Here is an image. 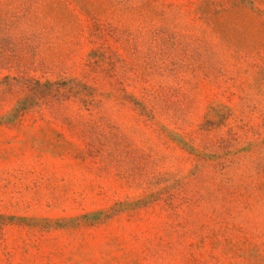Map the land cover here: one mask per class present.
<instances>
[{
  "label": "rangeland",
  "instance_id": "obj_1",
  "mask_svg": "<svg viewBox=\"0 0 264 264\" xmlns=\"http://www.w3.org/2000/svg\"><path fill=\"white\" fill-rule=\"evenodd\" d=\"M0 264H264V0H0Z\"/></svg>",
  "mask_w": 264,
  "mask_h": 264
}]
</instances>
